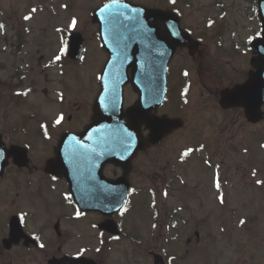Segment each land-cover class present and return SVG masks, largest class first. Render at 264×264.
Returning a JSON list of instances; mask_svg holds the SVG:
<instances>
[{
    "label": "flooded vegetation",
    "instance_id": "af4514ba",
    "mask_svg": "<svg viewBox=\"0 0 264 264\" xmlns=\"http://www.w3.org/2000/svg\"><path fill=\"white\" fill-rule=\"evenodd\" d=\"M194 30L193 38L198 41V28ZM208 46L201 43L194 59L187 56L186 60L183 53L178 54L176 64L168 73L166 101L157 114L180 118L182 127L172 131L159 145L140 152L132 162L129 196H133L134 186L148 182L150 195L156 201L144 208L146 221L136 229L130 228L133 233H138L136 247L143 255L142 264H152L155 256H160L165 264H181L180 253L170 252L172 242L177 243L180 249L185 244L198 251L197 237L194 236L192 241L171 235L176 221L193 218L192 211L184 202L187 196L196 199L198 211V187H188L183 168L186 157L181 158L183 152L191 148L190 154H198V151L208 153L207 149L212 148L211 158L222 172L223 190L230 191L228 185L239 173L235 166L236 149H243L249 175L252 171L264 173V152L260 150V145L264 144V119L252 123L242 109L224 110L219 106L220 92L247 80L251 72L250 56L241 54L245 51L243 45H238V53L221 48L214 56L207 50ZM43 62L51 64L40 51L35 58L34 70L23 75L22 64L4 49L0 41V264H50L55 260H64L61 264H75L76 260V264H83V259L101 264L100 258L109 237L96 227L106 217L81 212L74 204L64 179L45 171L46 162L53 158L60 135L64 132L78 133L87 123L74 122L60 127L54 124L56 115L44 122V95L49 104L52 92L49 88L44 89L42 84ZM183 71L188 73L186 80L182 79ZM126 97H130L126 106L137 101L132 92L126 93ZM52 105L58 106L57 94ZM74 114H81L80 108H76ZM41 124H46L45 128L42 129ZM142 134H147L143 128ZM161 144L172 162L173 171H170V161L159 147ZM259 156L260 166H254ZM102 172L110 179L121 174L120 169L109 165L104 166ZM87 184L93 189V194L105 193L99 189L98 183L89 181ZM251 193L262 195L259 189L249 192L240 184L237 195ZM259 203L264 207V198ZM245 204L243 201L241 205ZM120 218L112 217L121 227L125 222ZM90 229L95 231V236L90 237ZM256 238L261 244L260 252L264 253V232ZM255 252L249 253L245 264H264V258H257Z\"/></svg>",
    "mask_w": 264,
    "mask_h": 264
},
{
    "label": "rangeland",
    "instance_id": "374dc122",
    "mask_svg": "<svg viewBox=\"0 0 264 264\" xmlns=\"http://www.w3.org/2000/svg\"><path fill=\"white\" fill-rule=\"evenodd\" d=\"M151 1V0H149ZM190 3L189 7H186V4H183L182 6H176L181 15L185 16L188 12H200V13H206L211 12L212 14L215 12L224 13L225 19L224 22L228 23L229 25L232 24L233 21L240 22V18H245L252 14V4L251 0H187ZM98 2V0H87V7L91 8L93 5H95ZM144 2H147V0H144ZM188 20V19H187ZM201 20V17L199 18ZM76 75H85L86 73L83 71V69H77ZM92 74V73H90ZM257 178L256 180H258ZM263 180V178H262ZM231 198V196L229 197ZM240 199V197H238ZM205 209L203 208L201 210V213H203ZM199 212V211H198ZM238 212L242 217H239L237 221V226L234 227V224L232 227L227 225H219L220 227L219 231L216 233L215 237L218 238L216 241L209 242L205 249L203 251L206 252V254H214L219 256H227L228 252L230 251V239L235 238L234 245L236 247V250L241 254H246L248 251H256L254 253V256H256L259 259H263L264 256L258 252V247L261 246V244L257 241V238L255 237V234L259 233L261 228L264 226V215L262 216V223H259V218L256 220L253 215H251L249 209H244L241 205L238 209ZM241 221H244L243 224H241ZM233 223V222H232ZM130 227H134L138 225H131L129 223ZM213 233H215V227L210 226L209 227ZM201 230V236L205 237L206 233L202 230V228H199ZM190 232V230H189ZM130 247L126 243H118L116 244L110 252H107L106 255H104V259L108 264H130V262H125L121 260L120 257L123 256V253L125 250H128ZM232 252H234L233 249H231ZM249 255V253H248ZM192 260V257L189 255L187 256V260L184 264H189ZM209 261V260H208ZM198 264H203V262L198 261ZM210 264V263H208ZM231 264V263H230Z\"/></svg>",
    "mask_w": 264,
    "mask_h": 264
},
{
    "label": "snow or ice",
    "instance_id": "6c2138e0",
    "mask_svg": "<svg viewBox=\"0 0 264 264\" xmlns=\"http://www.w3.org/2000/svg\"><path fill=\"white\" fill-rule=\"evenodd\" d=\"M169 2L174 4V3H175V0H169ZM64 7H66V5H65ZM107 7H108V5H105V6H104V8H107ZM104 8H102L101 11H104ZM32 11L35 12L36 9H32ZM29 18H30V17H27V16L25 17L26 20L29 19ZM76 25H77V20H76L75 17H73L72 20H71V22H70V24L68 25V27H69L70 29H75ZM209 25H211V21H209ZM3 27H4V26H3L2 24H0V29H3ZM56 31H57V32H60L61 29L57 28ZM67 44H68L67 41H63V40L61 41V45H62V46L59 47V49H58V53H59V54L55 56L53 62H55V61H59V60L61 59V57L64 56V55L69 51V48L67 47ZM185 75H187V73H185ZM98 79H99V77H98ZM17 95H26V93H17ZM63 119H64V117H63V115L61 114L60 116H58V117L55 119L54 124H55V125H60L61 122L63 121ZM40 127L43 129V128H45V125L41 124ZM44 135H45V138L47 139V138H48V133H47V131H45ZM129 135H131V134H129ZM261 147H264V144H262ZM196 150H199V149H196ZM192 151H193V149L190 148V149H188L187 151L183 152V153L181 154V158H183V157H187ZM253 175H255V172H253ZM260 183H261L260 181H257V184H258V185H259ZM215 187H216L217 189L220 188V184H219L218 181L215 183ZM219 199L221 200V202H223V198H222V197H220ZM126 210H127V209H124L123 211H126ZM79 215H80V213L77 212V216H79ZM243 223H244V221H241V224H243ZM154 227H155V226H154ZM41 247H43V245H41ZM98 251H99V249H98Z\"/></svg>",
    "mask_w": 264,
    "mask_h": 264
},
{
    "label": "water",
    "instance_id": "95a60500",
    "mask_svg": "<svg viewBox=\"0 0 264 264\" xmlns=\"http://www.w3.org/2000/svg\"><path fill=\"white\" fill-rule=\"evenodd\" d=\"M121 7H123V8H125L127 11H133V10H130L128 7H125V6H121ZM125 9H121L122 11H125ZM171 19H172V25H171V28H178V26H177V24H178V22H177V20L172 16L171 17Z\"/></svg>",
    "mask_w": 264,
    "mask_h": 264
}]
</instances>
